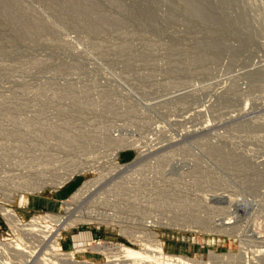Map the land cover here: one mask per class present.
I'll use <instances>...</instances> for the list:
<instances>
[{
	"label": "rangeland",
	"instance_id": "obj_1",
	"mask_svg": "<svg viewBox=\"0 0 264 264\" xmlns=\"http://www.w3.org/2000/svg\"><path fill=\"white\" fill-rule=\"evenodd\" d=\"M55 1L11 0L22 14L11 20L0 0V205L23 223L63 214L61 200L97 171L56 192L27 194L20 206L26 164L43 179V158L84 163L134 141L140 164L122 180L134 191L139 179L141 207L128 205L125 219L138 215L135 236H147L144 217L163 253L186 264H264V0ZM30 20L42 30L34 32ZM114 127L121 128L115 137ZM133 155L123 150L120 161ZM174 185L177 192L167 194ZM157 190L172 200L157 201ZM11 226L0 214V242L19 235ZM79 234L128 243L116 227L85 223L58 234L61 252L84 245ZM211 251L226 254L223 261ZM77 256L108 262L95 251Z\"/></svg>",
	"mask_w": 264,
	"mask_h": 264
},
{
	"label": "bare ground",
	"instance_id": "obj_2",
	"mask_svg": "<svg viewBox=\"0 0 264 264\" xmlns=\"http://www.w3.org/2000/svg\"><path fill=\"white\" fill-rule=\"evenodd\" d=\"M66 1H70V0H66ZM77 1L83 3L80 0H77ZM78 2L76 3L78 4ZM57 3L59 4L58 1ZM62 4L61 3L59 4L61 5V8L63 6ZM84 6L86 5L84 4ZM201 9L203 11V8ZM2 11L6 15H9L10 16L9 18L11 20H16L22 16L21 12L17 10V7L14 8V5L11 3V0H2ZM79 11H80V8H79ZM80 13H82V11H80ZM97 22L101 24L99 20ZM28 24L33 28V31L34 29H38L39 31L42 30L40 28V25L36 21L30 20ZM25 30H28V29H25ZM263 85H264V82H263ZM112 134H113V137L118 135L114 133ZM135 135L136 134H134L133 136L135 137ZM83 137H86V140L90 139L89 136H83ZM110 140L111 138H109V142ZM122 141L123 140L121 138L118 141V143H122ZM217 147L218 146L214 147L212 145V147H210V151L211 153H213V155L215 154V156L217 153L218 155L217 158L219 160H222V157H225V155L223 154V152L222 154L221 152L219 153L218 152L219 147L218 148ZM123 150L124 149H120V150L117 149L113 153L112 152H108L106 154L102 153L100 154L101 156L97 160L92 159L91 161H86L84 163L82 161L80 162L71 161L70 162V160L51 161V160H46V158H43V161L45 164L43 168L45 177H43V179H41V177L39 176H36L37 173L35 171L30 170V168L32 167V164H31L32 162L31 161L28 162V164H26V167L28 168V170H26L25 172H22V177H24L25 179V180L23 179V182H22L24 183V188L21 189L22 184H20V186L18 187L20 188V190L18 191V193H16V197L18 198L20 206H23L27 203L29 199L27 194H33L35 191H37L38 193H42L44 191L56 192L60 190L61 187L65 185L67 182L72 181L73 178H75L76 176L85 177L84 173L87 174V172L97 171V176H95L94 178L88 177L77 188H75V190L72 192V194L68 198L61 200V204L63 205L61 210L64 211L63 214L62 213H56V214L48 213L47 215L43 214V217L47 218L46 220H43L42 219L43 217H40V218L33 217L28 223H23L21 219L19 218L18 214L16 213V211L12 210L8 206L0 205V214L5 218V220L9 223V225L10 224L12 225L11 227L15 228L19 232V235L16 236V239L0 242V245H1L0 247L3 248L5 252L7 253V256L2 255L0 257V264H23V263L25 264V263H28V259H30V261L34 263L36 262L37 264H63V263L64 264H186L187 260L190 261L188 258L181 256V255H177L173 258L171 255L163 253L162 251L163 249L162 241L163 240H161V238H159L158 236L155 239H151L149 235V233L151 232L154 234L157 233L152 228V227H155L152 221L145 222L144 217H142L143 233L147 236L141 237V236H135L136 229L133 228L135 224L137 223L136 220L138 219V215L134 213L132 214V219L125 220L126 217L129 215L128 205L130 206L129 207L130 211L133 210V207H132L133 203H136L137 206L141 207V201H136V200L139 197H141L142 194L138 189H136V186H138L137 183L139 179L136 181V178H134V182H133L134 191L130 189L129 187L130 185L128 184V182H125L122 180L123 172L125 171V169H128V170L131 169L132 171H134L135 170L134 167L140 164V163H137L136 159L133 160L130 164H127L126 166L122 163H119L118 158H119L121 151ZM152 151L153 150H150L148 152L145 151L143 152V154L144 156L147 154L150 157ZM32 153H28V154L32 155ZM220 154L222 155V157ZM58 155L59 154H57L54 158H57ZM160 155L162 154H156L155 159L159 157ZM229 155L226 154V157ZM165 156L167 159V157L169 158L172 157V154L165 155ZM226 157H225V160H227ZM164 160H165V157H164ZM225 160H223V162ZM70 163H72V166ZM195 166L196 167L198 166L197 163H195ZM98 167H101V168L97 170ZM237 168H239V166ZM175 185L173 186L175 189H173V191L171 192L169 191V193L163 190H157L156 195L160 196L157 201L159 200L168 201V202L171 201L172 196L168 197L167 194L172 195L175 192H177L176 190L178 188L175 187ZM158 188H161V187H158ZM164 193H167V194H164ZM3 194L4 192L1 188L0 197H2ZM199 198L200 197L197 196V200ZM178 199L182 201L187 200L186 197H179ZM131 201L133 202L128 203ZM186 205L187 207L189 206L188 203ZM187 207L183 215L187 214L188 212ZM196 212H199V210H197ZM194 221H197V220H194ZM43 222H48V223L43 225L44 224ZM85 223L92 224L94 226H97L98 228L101 226L111 228V229L116 227L118 228L121 234L125 235V236L123 235V237L126 241H128V243H106L104 244V243H101L99 240H95V239L92 240V239H89L88 237L84 241V243H82L84 245L74 247V250L72 252H69V251H68L69 253L61 252V243L58 241V237L60 235L58 234L61 233V231L63 230L68 232L69 229L78 227V225L85 224ZM54 224L57 228L61 227L59 231L56 228H52ZM145 227H147V232L144 231ZM125 228H127V230ZM92 241L94 242L93 244L86 245L87 243H90ZM131 244L137 246V248L133 247ZM151 247L153 251L151 250ZM35 248L40 249V251L37 252L38 254L37 253L34 254ZM41 248H47L50 252L41 250ZM87 251H91L93 253L95 251L98 254L99 253L103 254L104 257L108 259V262L100 263L96 261L95 262L90 261V259H78L80 258L77 256L79 255V253H85ZM46 253H49V256H45L44 254ZM210 254L213 255L214 257H217L218 262L223 261L224 258H222V256L226 255V254L216 255L212 251ZM227 254H230V253H227ZM168 256H170L172 259L169 258ZM215 264H218V263H215Z\"/></svg>",
	"mask_w": 264,
	"mask_h": 264
},
{
	"label": "built area",
	"instance_id": "obj_3",
	"mask_svg": "<svg viewBox=\"0 0 264 264\" xmlns=\"http://www.w3.org/2000/svg\"><path fill=\"white\" fill-rule=\"evenodd\" d=\"M114 130H118V132L114 131ZM120 131H121V128L114 127V128H110L108 133H121ZM135 134H136V137H138V134L137 133H135ZM130 135H133V133H130ZM112 142H114V141H112ZM139 145H140V143L138 144V142H134V141L132 143L126 142L125 144H121L122 147L126 148V149H124V151L132 150L134 152V155H133L132 160L130 159L129 161H126V162L120 161V155H119V158H118L119 163H122L126 166L127 164H130L133 160H135V159L137 160L138 159V149L140 148ZM104 229H106V228H104Z\"/></svg>",
	"mask_w": 264,
	"mask_h": 264
},
{
	"label": "crops",
	"instance_id": "obj_4",
	"mask_svg": "<svg viewBox=\"0 0 264 264\" xmlns=\"http://www.w3.org/2000/svg\"><path fill=\"white\" fill-rule=\"evenodd\" d=\"M64 195H61L60 197H63ZM53 197V196H52ZM52 197H50V198H52ZM56 199V198H55ZM43 200V199H42ZM42 200H40V199H38V202H37V204L40 206V204L42 203ZM43 204H45V202H43ZM34 205V204H33ZM35 207V206H34ZM81 233V232H80ZM89 233V232H88ZM79 237H81V238H79ZM89 236L87 235V236H84V234H79V235H77V238H79L78 239V241H76V243L77 244H79L80 242V240H84L85 238H88Z\"/></svg>",
	"mask_w": 264,
	"mask_h": 264
}]
</instances>
